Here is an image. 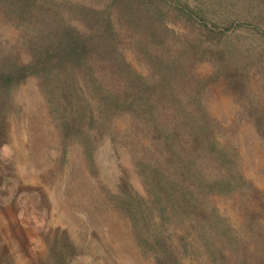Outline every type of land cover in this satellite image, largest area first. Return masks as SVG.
<instances>
[{
	"label": "trees",
	"instance_id": "trees-1",
	"mask_svg": "<svg viewBox=\"0 0 264 264\" xmlns=\"http://www.w3.org/2000/svg\"><path fill=\"white\" fill-rule=\"evenodd\" d=\"M28 78L63 155L75 145L90 174L104 141L123 155L115 188L96 194L141 254L264 264V208L252 207L260 194L237 148L239 125L264 142V0H0V142ZM217 79L240 105L226 123L210 112ZM47 246L37 264L100 257L63 231Z\"/></svg>",
	"mask_w": 264,
	"mask_h": 264
},
{
	"label": "rangeland",
	"instance_id": "rangeland-1",
	"mask_svg": "<svg viewBox=\"0 0 264 264\" xmlns=\"http://www.w3.org/2000/svg\"><path fill=\"white\" fill-rule=\"evenodd\" d=\"M92 2L98 4L102 0ZM6 32L13 34L14 30L6 28ZM209 70L206 62L197 67L201 74ZM250 82L258 83L253 78ZM259 93L264 100V92ZM211 94L210 112L226 123L239 103L220 79L211 83ZM15 98L22 110L11 115L0 142V264H37L46 253L49 240L60 231L86 251L99 254L94 261L97 264H154L130 243L125 226L115 213L98 204V183L115 188L119 166H127L123 155L109 140L104 141L96 153L97 171L88 173L75 145H68L64 155L57 148L55 129L48 121L33 78L19 85ZM122 125V121L116 122L117 127ZM237 134L242 170L260 194L252 207H261L262 212L264 142L250 125H239ZM132 181L139 189L138 183L133 178ZM217 204L235 225L244 219L231 201L219 200ZM82 261L93 264L89 256Z\"/></svg>",
	"mask_w": 264,
	"mask_h": 264
}]
</instances>
